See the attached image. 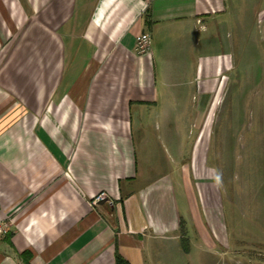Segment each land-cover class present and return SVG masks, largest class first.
Masks as SVG:
<instances>
[{
	"label": "crops",
	"instance_id": "crops-1",
	"mask_svg": "<svg viewBox=\"0 0 264 264\" xmlns=\"http://www.w3.org/2000/svg\"><path fill=\"white\" fill-rule=\"evenodd\" d=\"M236 76L264 80V0H0V264H149L144 236L190 242L155 143L189 160L218 233L210 96Z\"/></svg>",
	"mask_w": 264,
	"mask_h": 264
},
{
	"label": "rangeland",
	"instance_id": "rangeland-1",
	"mask_svg": "<svg viewBox=\"0 0 264 264\" xmlns=\"http://www.w3.org/2000/svg\"><path fill=\"white\" fill-rule=\"evenodd\" d=\"M254 49L251 45L247 60L255 59ZM219 90L210 96L207 158L222 204L219 232L206 224L194 181L185 178H192L189 160H174L166 145L162 153V143L151 144L152 154L156 149L159 155L157 177L171 180L179 211L189 217L190 242L144 236L159 249V262L149 264H264V80L236 76Z\"/></svg>",
	"mask_w": 264,
	"mask_h": 264
},
{
	"label": "built area",
	"instance_id": "built-area-1",
	"mask_svg": "<svg viewBox=\"0 0 264 264\" xmlns=\"http://www.w3.org/2000/svg\"><path fill=\"white\" fill-rule=\"evenodd\" d=\"M150 36L146 33H141L137 36V41H136V50L138 53H144L150 49ZM106 198L105 193H100L94 200L93 204H96L99 200H103ZM5 228L4 225L0 222V236L4 233Z\"/></svg>",
	"mask_w": 264,
	"mask_h": 264
},
{
	"label": "trees",
	"instance_id": "trees-1",
	"mask_svg": "<svg viewBox=\"0 0 264 264\" xmlns=\"http://www.w3.org/2000/svg\"><path fill=\"white\" fill-rule=\"evenodd\" d=\"M115 264H131V263L117 252L115 253Z\"/></svg>",
	"mask_w": 264,
	"mask_h": 264
}]
</instances>
